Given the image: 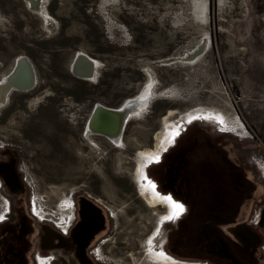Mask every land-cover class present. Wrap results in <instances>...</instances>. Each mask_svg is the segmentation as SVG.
I'll list each match as a JSON object with an SVG mask.
<instances>
[{
    "label": "rangeland",
    "instance_id": "374dc122",
    "mask_svg": "<svg viewBox=\"0 0 264 264\" xmlns=\"http://www.w3.org/2000/svg\"><path fill=\"white\" fill-rule=\"evenodd\" d=\"M29 2L0 0V75L24 57L36 79L30 90L12 91L0 109V140L19 148L38 197L55 204L79 183L89 185L120 209L114 235L136 261L149 234H156L154 244L162 242L131 174L135 152L151 149L157 132L174 134L177 126L182 141L219 134L264 178L260 159L248 152H264V0ZM77 53L97 62L94 81L70 71ZM150 78L155 96L139 116L123 121L119 145L82 136L95 105L117 110ZM168 110L176 111L167 119L171 129L161 125ZM198 110L210 120L180 121ZM235 117L250 134L225 119ZM122 256L121 264L129 262Z\"/></svg>",
    "mask_w": 264,
    "mask_h": 264
},
{
    "label": "flooded vegetation",
    "instance_id": "af4514ba",
    "mask_svg": "<svg viewBox=\"0 0 264 264\" xmlns=\"http://www.w3.org/2000/svg\"><path fill=\"white\" fill-rule=\"evenodd\" d=\"M178 133L145 165L143 183H133L146 206L141 186L164 201L147 206L162 238L153 251L170 261L164 264H174V254L195 260L175 258L179 264H264V178L258 167L242 150L228 149L219 134L182 141ZM248 152L264 171V152ZM34 186L19 148L0 140V264H121L122 255L129 259L125 264H152L146 241L156 234L139 243L136 261L135 251H120L114 235L120 209L86 190L89 185L79 183L73 196L55 204L38 197ZM165 197L183 206L178 217L167 219L172 209Z\"/></svg>",
    "mask_w": 264,
    "mask_h": 264
},
{
    "label": "bare ground",
    "instance_id": "6f19581e",
    "mask_svg": "<svg viewBox=\"0 0 264 264\" xmlns=\"http://www.w3.org/2000/svg\"><path fill=\"white\" fill-rule=\"evenodd\" d=\"M27 2H29V1L27 0ZM29 3H33V0H30ZM201 52L202 51L200 50L196 55H200ZM188 58L189 57H184V58H181V60L185 61ZM191 59H193V58H191ZM97 66H98L97 62L92 60L91 63L86 62L85 65L77 66L75 69H77V70L81 71L82 73H84L83 76L88 77L90 81H94L96 79ZM33 73L34 72L30 73V75L33 77V82H35L36 79H35V76H34ZM6 76H7V74L6 75H2L0 77V109L2 107H4L7 104V102H8L5 97H6V94L9 91L10 92H12V91L14 92L15 90H17L19 92L20 91L21 92H25V91H28V90L31 89L30 87L22 88V89L16 88L15 86H13L12 83L7 81ZM150 79H151V81L150 82L147 81L141 87L140 91L134 97H132L130 99H127V100H131L129 105H128V110L129 111L127 113H129V114H128L127 119L129 117L130 118H133V117L136 118L137 116H139L141 114L140 112H143L144 108L151 102L152 98L155 96L154 92L152 91L153 90V85H154L153 82L154 81H153V78H150ZM125 102H126V100H125ZM207 112H209V111H207ZM121 113H120V115H122ZM175 113H176L175 110H168L166 112V114L164 116H162V118H161V125L162 126H169L168 129H171L172 127H174L170 123H168L167 119L169 117L173 116ZM191 113L192 114L189 113V114H187L185 116H182L180 118L181 119L180 121H184V123H189L191 121H196V120H200V119L210 120V119L207 118V115L205 113L201 112V110L200 111L199 110L198 111H193ZM196 115H203L205 117L204 118L195 117ZM225 119L227 120V123L231 124L232 126H235L236 128H238L240 130L244 129L246 133L250 134V131L243 127V125H242L243 123L238 117L225 118ZM96 125L98 126V129H104V130H108L109 131V130L114 128V121H113L112 118L105 116L104 118H102V123L101 122L98 123V120H97V124ZM85 126L86 125H84V127ZM176 127H174V128L176 129ZM179 131L180 130L178 128V129H176L174 131V133H178ZM93 134L100 135V136H103V137L107 138L115 146L119 145V143H120V141H119L120 138L116 134H112V136H108L105 133L101 134V133H97V132H95V133L94 132H86L85 129H84L82 136L87 138V139H89L90 135H93ZM95 135H93V136H95ZM172 135H174V134L171 131H168L166 133V135H164V134L162 135V131H159L154 136L155 142H154V145H153V149H151V150H149V149H139V150L136 151V153H135V161H134L135 162V167L133 169V172L131 173L132 174V178H133V180L136 183H143L142 171H143L145 165L148 162H150L151 160H153L154 158H156V156L159 154V152H161L160 149L164 148L169 143V141L172 138ZM140 193H141V197L144 199V201L146 202L147 206L150 207V208H155L156 206L164 204V201L161 200V197L159 196V194L154 193L149 186H141ZM146 246L148 248L152 247V252H149L146 255V257L151 261L152 264H164V263L170 262L169 260H165V259L161 258L159 256V254H157V253H155V251H153V248L155 249V247H154V236H151L150 238L147 239ZM155 250H157V249H155ZM179 263H180L179 260L174 258V264H179Z\"/></svg>",
    "mask_w": 264,
    "mask_h": 264
},
{
    "label": "water",
    "instance_id": "95a60500",
    "mask_svg": "<svg viewBox=\"0 0 264 264\" xmlns=\"http://www.w3.org/2000/svg\"><path fill=\"white\" fill-rule=\"evenodd\" d=\"M17 59L15 61L13 68L10 70V72L6 76L7 81L12 83L13 86H15L18 89L27 88V87L32 88L34 82H33V77L30 75V73H32L33 70H32V67H31L29 61L24 57H19ZM86 62L91 63L92 60L89 59L84 54H81V53L76 54L71 66H70V70L75 77L89 80L88 77L83 76L84 73L75 69L77 66L85 65ZM15 91H17V90H15ZM9 92L6 94V97H5L7 99V101H8V96L11 93V92L10 93ZM130 101L131 100H126V102H124V104H122V106L119 108V110L118 109L117 110L110 109V108L104 107L102 105H95L93 110H92L90 117L88 118V122L86 124L85 131L86 132H94V133L97 132V133H101V134L105 133L108 136H112V134H116L119 136L120 129L122 128V123L125 119H127L128 114H129L127 112L129 111L128 105H129ZM120 113L122 115H120ZM105 116L112 118L114 121V128L109 130V131L104 130V129H98V126L96 125L97 120H98V123L99 122L102 123V118H104Z\"/></svg>",
    "mask_w": 264,
    "mask_h": 264
},
{
    "label": "snow or ice",
    "instance_id": "6c2138e0",
    "mask_svg": "<svg viewBox=\"0 0 264 264\" xmlns=\"http://www.w3.org/2000/svg\"><path fill=\"white\" fill-rule=\"evenodd\" d=\"M156 159H158V157ZM152 188H153V190L155 189L154 184L152 185ZM165 199L171 203V209H172L171 215H169L167 217V219H174V218L178 217L184 211L182 205H180L179 203L171 201V197H165Z\"/></svg>",
    "mask_w": 264,
    "mask_h": 264
},
{
    "label": "trees",
    "instance_id": "16d2710c",
    "mask_svg": "<svg viewBox=\"0 0 264 264\" xmlns=\"http://www.w3.org/2000/svg\"><path fill=\"white\" fill-rule=\"evenodd\" d=\"M177 257H181V256H177Z\"/></svg>",
    "mask_w": 264,
    "mask_h": 264
}]
</instances>
